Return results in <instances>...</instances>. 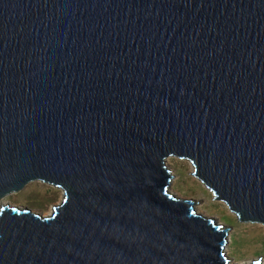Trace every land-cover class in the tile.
Instances as JSON below:
<instances>
[{"label": "water", "instance_id": "95a60500", "mask_svg": "<svg viewBox=\"0 0 264 264\" xmlns=\"http://www.w3.org/2000/svg\"><path fill=\"white\" fill-rule=\"evenodd\" d=\"M0 264H264V0H0Z\"/></svg>", "mask_w": 264, "mask_h": 264}, {"label": "trees", "instance_id": "16d2710c", "mask_svg": "<svg viewBox=\"0 0 264 264\" xmlns=\"http://www.w3.org/2000/svg\"><path fill=\"white\" fill-rule=\"evenodd\" d=\"M236 217H234L233 223L232 224H236Z\"/></svg>", "mask_w": 264, "mask_h": 264}]
</instances>
